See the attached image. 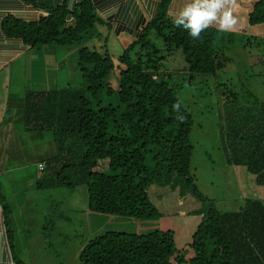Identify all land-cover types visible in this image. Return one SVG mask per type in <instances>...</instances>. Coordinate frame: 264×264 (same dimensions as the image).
<instances>
[{
  "label": "trees",
  "instance_id": "16d2710c",
  "mask_svg": "<svg viewBox=\"0 0 264 264\" xmlns=\"http://www.w3.org/2000/svg\"><path fill=\"white\" fill-rule=\"evenodd\" d=\"M23 1L47 16L36 22L6 17L4 36L29 49L67 48L74 63L70 77L78 79L77 86L66 90L28 92L23 101V129L49 136L55 147V155L38 164L44 176L36 188L86 186L91 213L124 219L158 218L160 212L151 200L170 197L168 193H177L180 206L189 199L199 205L187 214L198 222L182 248L176 247L169 231L146 235L112 231L89 241L79 260L85 264H264L263 202L247 198L243 203L236 198L239 208L221 211L199 190L189 171L195 119L181 101L183 89L173 84L177 77L188 85L215 77L224 65L215 43L222 34L234 33L208 27L192 38L167 16L171 0H162L141 34L116 54L111 27L97 17L92 0H59L47 7ZM68 18L74 26L67 27ZM247 22L251 27L264 26V0L255 3ZM154 34L163 42L161 52L150 40ZM178 50L185 68H165L164 62ZM235 91L215 94L222 104L223 117L216 120L224 132L222 150L244 166L250 182L264 187V102L255 100L247 106ZM0 205L8 222L7 204L0 199ZM16 264L24 262L16 260Z\"/></svg>",
  "mask_w": 264,
  "mask_h": 264
},
{
  "label": "rangeland",
  "instance_id": "374dc122",
  "mask_svg": "<svg viewBox=\"0 0 264 264\" xmlns=\"http://www.w3.org/2000/svg\"><path fill=\"white\" fill-rule=\"evenodd\" d=\"M236 20L240 21L237 18ZM237 24L240 28V23L237 22ZM232 33L234 34L231 37L227 33L222 34L221 40L215 43V53L224 60L222 71L215 77H209L206 81L198 80L191 85L184 82L182 77L173 80L174 85L183 89L181 101L190 109L195 119V127L190 137L194 152L189 171L195 178L199 190L205 196L215 200L217 208L221 211L239 208L236 198L243 203H246L247 198L259 199L264 204V187H258L252 181L250 182L249 180L253 179L244 171V166L236 164L233 161L234 156L227 154V149L226 155L223 152L221 138L224 132L221 133L216 123L219 116L223 117L220 107L222 104L218 105L219 96L215 95L216 93L221 94V91L237 89L235 92L240 94L239 100L247 106L251 102L255 104V100L264 102V33L258 34V37L247 36V31L246 34L238 31ZM150 40L156 44L160 52L163 50L161 38L154 34L150 36ZM87 42L88 40L85 44ZM114 44L113 51L120 54L121 50L116 42ZM58 49L66 60L58 71L57 84L62 86V90H66L77 86L78 79L70 77L74 63L66 51L67 48ZM64 52L68 55L64 56ZM73 54L74 52L71 53ZM42 60L41 63H45L46 66L47 58L43 57ZM164 65L169 70L185 68L181 51H176L168 58V61L164 62ZM51 69L47 68L50 70L48 73L51 78L50 84L53 85L52 77L56 76ZM39 74L32 76L30 88H24L25 79L22 72L18 71L15 75H10V83H12L10 87L13 89V94L9 96V99L14 98L15 102L0 127V131L3 129L5 133L4 141L10 143L6 157L9 160L8 166L13 168L14 178L29 175L33 185L41 178V175L42 178L44 176L38 171L39 162L55 155V147L50 137L43 138L44 135L40 136L34 131H25L22 127L23 115L17 112V105L20 111V106H23V91L34 90V86L36 87V83L40 81ZM54 89H57V86L50 87V90ZM46 90L50 91L48 87ZM2 93L4 94V90ZM2 98H5L4 95ZM18 99H20L19 104ZM8 135H16V138H9ZM1 172L4 174L3 170ZM13 188L15 192L17 189L20 190L18 184H15ZM30 193L36 198L35 203L31 208H28V203L25 211H36L28 214L30 219L24 217L28 228L21 226L20 240L13 248L15 256L22 257L24 264H85L79 260L84 246L92 239L112 231L135 235L169 231L174 234L176 247L182 248L190 242L198 222V219L190 218L187 214L197 210L199 205L189 199L180 206L176 192H167L171 196H165L162 200H151L160 212V216L153 220L124 219L91 213L87 206L86 186L74 189H53L42 186L37 189L35 185L30 189Z\"/></svg>",
  "mask_w": 264,
  "mask_h": 264
},
{
  "label": "crops",
  "instance_id": "0c3cea01",
  "mask_svg": "<svg viewBox=\"0 0 264 264\" xmlns=\"http://www.w3.org/2000/svg\"><path fill=\"white\" fill-rule=\"evenodd\" d=\"M33 1L50 6L59 2V0ZM161 1L162 0H92L96 7L97 17L106 22L107 26L111 27V31L113 32L112 39L116 42L118 48L124 49L135 40V37L141 34L143 28L157 13ZM185 2L186 0H171L168 6L167 16L175 20ZM256 2H258V0H231L229 7L232 10L234 18L240 20L237 22H239L241 26L239 25L240 28H238V24H236L233 30L224 32L232 33L233 31H238L243 34L247 31V36L249 35V37H258V34L264 33V26L251 27L247 22L249 13L253 11ZM9 16L24 22H36L41 18H45L47 14L25 3L23 0H0V127L2 126L1 122H4L9 111L12 110L11 107H14L15 102L14 98L13 100L9 99V96L13 94V89L10 87L12 85V83H10V75L12 74L13 76L18 71L22 72L24 75L23 79H25L24 88H30L32 76L40 73V77H38L40 81L36 83L34 90L23 91L22 97L24 101L26 94L31 91H47L46 87L50 90V87L56 86L57 89H61L62 86H58L57 84L58 71H60L62 65H64V60H66V58L62 57V53L59 52L60 50L54 46H42L29 49L19 40L7 39L2 32V24L4 18ZM74 23L72 18L67 19V27L74 26ZM210 27L219 29L215 24ZM63 54L66 56L67 53L64 52ZM43 57H45V59L47 58L46 66L45 63H41L43 62ZM35 64L39 66L35 67ZM47 68H52L51 70L54 71V76H56L55 78L52 77V79H54L53 85L50 84L51 78L48 75L50 70H47ZM2 90H4V94ZM3 95L5 97L4 99L2 98ZM16 96L20 98L19 95ZM19 103L20 99H18V104ZM5 107L8 108L5 109ZM17 107V112L23 115L24 112L22 107L20 106L21 111L19 105H17ZM20 120L21 119H19V121ZM8 137L16 138V135H8ZM4 138L5 133L2 129V131H0V199L7 204L10 215L7 219L8 222H6L0 205V264H16V260L22 261V257L15 256L13 248L20 240L21 226H24L25 229L28 228L27 224L24 222V217L30 219L28 214L36 211H25L28 203V208H31L35 203L36 198L30 193V189L35 185L32 184V178L29 177V175L25 174L22 177L14 178L13 168L8 166L9 160L6 157V155H8L10 143H6ZM1 170L4 171V174ZM15 184H18L20 188V190L17 189L16 192L13 188ZM25 194L26 196H22ZM23 251H25V249H23Z\"/></svg>",
  "mask_w": 264,
  "mask_h": 264
},
{
  "label": "clouds",
  "instance_id": "9594fccd",
  "mask_svg": "<svg viewBox=\"0 0 264 264\" xmlns=\"http://www.w3.org/2000/svg\"><path fill=\"white\" fill-rule=\"evenodd\" d=\"M230 2L231 0H186L174 24L182 26L192 38H198L204 29L213 24L221 31L233 30L237 20L229 7Z\"/></svg>",
  "mask_w": 264,
  "mask_h": 264
},
{
  "label": "built area",
  "instance_id": "2783aa9c",
  "mask_svg": "<svg viewBox=\"0 0 264 264\" xmlns=\"http://www.w3.org/2000/svg\"><path fill=\"white\" fill-rule=\"evenodd\" d=\"M40 167H41V165H40Z\"/></svg>",
  "mask_w": 264,
  "mask_h": 264
}]
</instances>
